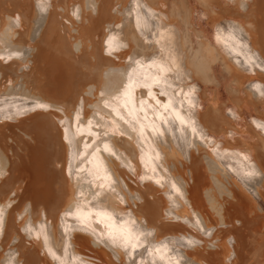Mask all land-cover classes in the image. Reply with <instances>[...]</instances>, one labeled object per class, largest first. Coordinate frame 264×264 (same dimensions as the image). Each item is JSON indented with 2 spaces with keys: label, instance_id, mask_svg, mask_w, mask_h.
Masks as SVG:
<instances>
[{
  "label": "bare ground",
  "instance_id": "1",
  "mask_svg": "<svg viewBox=\"0 0 264 264\" xmlns=\"http://www.w3.org/2000/svg\"><path fill=\"white\" fill-rule=\"evenodd\" d=\"M0 264H264V0H0Z\"/></svg>",
  "mask_w": 264,
  "mask_h": 264
},
{
  "label": "rangeland",
  "instance_id": "2",
  "mask_svg": "<svg viewBox=\"0 0 264 264\" xmlns=\"http://www.w3.org/2000/svg\"><path fill=\"white\" fill-rule=\"evenodd\" d=\"M162 131H163V130H162ZM165 133H166L165 131L162 132V134H165ZM169 134H170V133H167V134H165V135H169ZM161 136H162V135H160V137H161ZM168 137H170V136H168ZM168 137H167V138H168ZM180 140L183 141L182 139H180ZM160 252H161V251H160ZM162 252L164 253L163 250H162Z\"/></svg>",
  "mask_w": 264,
  "mask_h": 264
}]
</instances>
